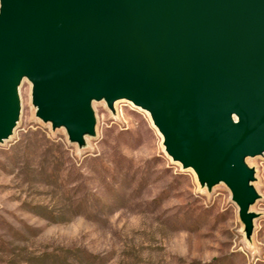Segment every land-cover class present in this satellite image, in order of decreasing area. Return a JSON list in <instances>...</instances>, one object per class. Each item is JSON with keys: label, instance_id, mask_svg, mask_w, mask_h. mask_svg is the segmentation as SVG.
I'll use <instances>...</instances> for the list:
<instances>
[{"label": "water", "instance_id": "obj_1", "mask_svg": "<svg viewBox=\"0 0 264 264\" xmlns=\"http://www.w3.org/2000/svg\"><path fill=\"white\" fill-rule=\"evenodd\" d=\"M25 78L37 117L80 145L96 134L93 101L148 111L174 161L230 188L251 234L264 0H1L0 142L19 121Z\"/></svg>", "mask_w": 264, "mask_h": 264}, {"label": "rangeland", "instance_id": "obj_2", "mask_svg": "<svg viewBox=\"0 0 264 264\" xmlns=\"http://www.w3.org/2000/svg\"><path fill=\"white\" fill-rule=\"evenodd\" d=\"M19 97L0 142V264H264V153L246 159L248 235L230 188L201 185L131 101H93L96 134L80 145L37 117L27 78Z\"/></svg>", "mask_w": 264, "mask_h": 264}, {"label": "bare ground", "instance_id": "obj_3", "mask_svg": "<svg viewBox=\"0 0 264 264\" xmlns=\"http://www.w3.org/2000/svg\"><path fill=\"white\" fill-rule=\"evenodd\" d=\"M148 112V111H147Z\"/></svg>", "mask_w": 264, "mask_h": 264}]
</instances>
